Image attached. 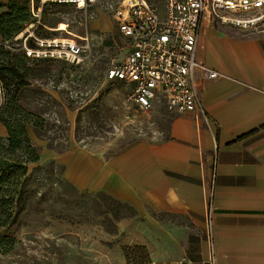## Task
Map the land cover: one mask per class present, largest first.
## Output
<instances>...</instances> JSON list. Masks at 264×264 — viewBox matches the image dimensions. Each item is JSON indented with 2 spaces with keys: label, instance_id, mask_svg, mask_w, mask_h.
<instances>
[{
  "label": "crops",
  "instance_id": "0c3cea01",
  "mask_svg": "<svg viewBox=\"0 0 264 264\" xmlns=\"http://www.w3.org/2000/svg\"><path fill=\"white\" fill-rule=\"evenodd\" d=\"M150 2L164 17V0ZM100 14L111 30L115 23ZM119 39L121 49L120 32ZM197 59L220 75L197 72L207 119L197 123L191 113L155 103L152 110L163 107L168 121L160 137L117 150L71 144L41 157L62 168L79 192L134 210L119 220L120 231L128 246L145 251L144 264H210L204 199L212 186L218 264H264V23L245 29L207 14ZM6 135L0 124V136Z\"/></svg>",
  "mask_w": 264,
  "mask_h": 264
},
{
  "label": "rangeland",
  "instance_id": "374dc122",
  "mask_svg": "<svg viewBox=\"0 0 264 264\" xmlns=\"http://www.w3.org/2000/svg\"><path fill=\"white\" fill-rule=\"evenodd\" d=\"M17 1L22 6L29 1L31 7V0ZM11 2L0 4V15L8 11ZM33 5L38 17L30 8V22L7 43L13 52L24 49L25 43L32 50L41 49L44 42L42 49L48 52L56 50L49 47H60L54 42L76 40L86 47L80 64L45 58L52 60L42 65L50 68L52 76L23 89V107L39 113L45 121L44 137H37L34 129L28 128L41 155L45 157L48 149L62 153L71 144L117 150L142 138L162 136L168 122L163 107L149 112L135 110L119 83L105 82L111 61L122 58L117 27H103L107 19L95 9L86 12L74 4L43 0H33ZM50 163L41 160L45 171L38 176L45 180H41L40 188L36 184L32 187L49 200L32 205L10 230L16 246L8 255L0 256V264H144L145 251L126 244L120 221L108 210V197L79 191L62 195V185L68 182L62 168L55 165L51 169Z\"/></svg>",
  "mask_w": 264,
  "mask_h": 264
},
{
  "label": "built area",
  "instance_id": "2783aa9c",
  "mask_svg": "<svg viewBox=\"0 0 264 264\" xmlns=\"http://www.w3.org/2000/svg\"><path fill=\"white\" fill-rule=\"evenodd\" d=\"M74 4L88 12L106 13L125 40L122 58H114L105 74L106 83H120L126 89V101L138 110L149 112L155 103H163L174 114L191 113L200 123L207 119L206 109L197 91V72L209 79L220 75L197 59L198 41L209 14L214 20L239 28L264 23V0H164L165 16L150 0H43ZM35 17V9L31 5ZM60 28V26H59ZM85 41V40H84ZM66 47H49L48 52L29 49L27 57L54 58L80 64L86 47L76 40ZM7 47H10L9 45ZM48 47V46H47ZM214 188L205 195V231L210 264H218L215 248Z\"/></svg>",
  "mask_w": 264,
  "mask_h": 264
},
{
  "label": "trees",
  "instance_id": "16d2710c",
  "mask_svg": "<svg viewBox=\"0 0 264 264\" xmlns=\"http://www.w3.org/2000/svg\"><path fill=\"white\" fill-rule=\"evenodd\" d=\"M28 3L26 1L22 6L17 0H13L8 11L0 15V92L3 96L0 124L7 129V138L0 137V256L8 255L14 250L16 240L10 230L21 216L32 205L49 200L38 189L32 190L34 184L40 188L41 180H45L38 176L45 168L41 165L40 150L28 132V128L32 127L37 137H44L45 121L39 113L25 109L21 101L23 89L32 86L33 81L52 76L50 68L42 66L52 60L29 58L24 49L13 52L14 48L10 45L7 47V43L13 41L30 22L31 7ZM32 64H35L34 67L30 66ZM32 165L36 167L31 170ZM50 167H55L53 161ZM62 171L63 169L61 174ZM62 187L64 196L78 193L69 183ZM108 200V210L114 220L134 214V210L127 205L110 197Z\"/></svg>",
  "mask_w": 264,
  "mask_h": 264
},
{
  "label": "bare ground",
  "instance_id": "6f19581e",
  "mask_svg": "<svg viewBox=\"0 0 264 264\" xmlns=\"http://www.w3.org/2000/svg\"><path fill=\"white\" fill-rule=\"evenodd\" d=\"M68 44H70L69 42H65V41H62V42H54L53 45L55 46H60V47H66ZM52 45V44H50Z\"/></svg>",
  "mask_w": 264,
  "mask_h": 264
}]
</instances>
